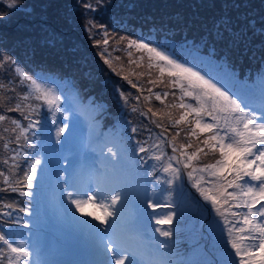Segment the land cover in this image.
<instances>
[{"label":"rangeland","instance_id":"374dc122","mask_svg":"<svg viewBox=\"0 0 264 264\" xmlns=\"http://www.w3.org/2000/svg\"><path fill=\"white\" fill-rule=\"evenodd\" d=\"M0 3V12L7 13L0 18V29L3 32L8 31L0 34V84L6 86L0 89V115L6 117L0 122V137H2L0 139V172L8 176L10 182L5 183L4 177L0 176V234L10 240L12 232L18 243L17 246H22L29 252L32 249V257H21V263L18 261V264H28L30 260L33 264H52L50 254L43 250L41 237L44 234L48 235L47 240L62 239L67 237V234H70L72 238L82 236L85 241L80 240V243L93 244L90 250L83 249L82 244H73L71 248L55 247L54 251L59 250L58 257L84 253L86 257L81 259V264H97L91 259L92 255L98 254V237L92 226H98L103 230L107 225H101L92 216L76 211L67 194L63 197L67 203L65 209L62 197L53 192L52 183L56 177L60 178L58 187L69 186L68 191L86 192L89 189L95 191L97 185L105 189L118 188L123 191L126 199L117 204L120 216L117 219L116 229V235L119 236L122 244L138 247L151 258L169 260L174 264H194L199 261L202 264H221V260L225 259V251L232 253L230 245H227L224 239L228 236L226 229L233 227V224H237V227L242 226L237 223L242 219V215L233 216L232 213L244 214L247 211L240 210L248 209L235 207L236 202L232 200H229L228 204H223V199L226 197H220L221 204L218 207H221L224 216L218 215L214 208L210 209L214 214L211 215L207 206L210 201L204 200L197 188L193 187L192 181L188 182L184 178L180 179L183 184L180 190L176 188L175 182L167 184V188L163 190L160 185V188L155 186L157 183L154 186L146 184L143 188L141 179L150 177L143 175L144 166L153 168L155 165L154 169H158L159 164L163 166L168 161V155L165 157L163 153L165 150L160 148L164 141L160 135L162 132L171 142L175 137L173 142L183 143L185 140L194 148L203 149L202 152H198L199 158L192 161V167L187 169L188 172L192 171V168L204 167L213 159V156L220 159V154L202 143L213 133H200L197 129V134L193 136L190 134L193 123L191 128L187 129L170 128V122L174 123L177 115L182 114L183 111L179 107H171V105L180 104L178 100L180 93L170 83L172 77H169L167 73L161 76L159 68L155 66L156 62L149 61L142 50L138 49L140 52H135L131 49L129 41L142 40L147 34L152 37H161V39L165 36L173 37L178 43L180 41L176 40L177 38L183 39L186 42L190 41V45L195 47L194 50L211 54L213 49L216 55L230 57L232 60L238 59L241 65L247 63L245 65L248 68L254 69L259 62L258 59L264 61V0H17V6L12 9L7 7L6 0H0ZM36 4L43 8L33 7ZM85 4L91 7L86 8ZM28 21L36 23H28ZM72 26H75L77 31ZM148 30L149 33H141ZM105 31L107 45L103 43L106 38ZM97 41L100 43L97 44ZM175 49L176 51H172L173 56V53L183 54V51H177L180 49V44H176ZM6 57L8 60H5ZM104 59H108L112 66L105 64ZM15 63L23 64L21 70L25 74L37 64L50 66L58 72H69L73 81L83 90L91 93L92 96L104 97L103 108L106 110L102 109L100 100L92 105L82 102L80 106L75 95L65 97L63 100L62 95L68 91L66 87L60 85L57 79L42 77L33 72L31 76L34 79L46 88L53 89L60 97L59 108L53 109L55 115L61 118L60 125L66 134L57 136L58 130L54 128L50 130V139H48L44 137L48 135V131L41 128L39 132L44 135H36L34 144L33 141H26L31 138L30 131H27L29 120L39 117L43 120L48 119V107L42 101L35 100L34 95L33 98L23 99L29 91L28 82L19 92V85L12 84L14 80L20 83L16 69L13 68ZM148 80L154 81V86L160 87L161 82L165 84L163 82L165 80H168V84L165 89L158 88L154 93L149 91L151 87L148 86ZM132 83L138 87H132ZM121 93L127 98L126 100L121 97ZM164 93L168 95L165 96ZM157 94L161 96L163 103L156 99ZM18 103L21 106L20 111H8L9 107H15ZM193 106H196V103ZM133 109L136 110L133 111ZM149 109L152 111L150 112ZM245 109L254 112L257 117L264 113L255 108L245 107ZM98 111L99 117L96 115ZM153 112L157 115L153 116ZM13 120L18 121L21 127L17 129L12 124ZM109 120L114 121L116 128H103ZM203 120L205 123L213 122L208 116H204ZM157 124L163 127H157ZM46 126L55 127L57 123L53 119ZM133 128L136 132L132 131ZM21 129L26 131L21 132ZM177 132H179L178 136ZM79 133L80 136H78ZM18 134L20 138L16 140ZM120 135H122L120 142L125 145L123 155L120 154L121 146L117 145L119 143L117 137ZM147 138L155 145H159L151 150L153 154L163 153L161 161L153 160L154 165L145 162L148 158L147 153H140L139 150L136 152L134 149L136 142L146 146ZM129 142H132V145L126 146ZM5 143L8 144L7 149L4 147ZM56 144L57 150L54 151L53 146ZM27 145H32L39 151L28 152ZM74 145L80 148V154L84 153L80 160L75 158L74 150L77 148L72 150ZM47 146H49L48 150L45 149ZM259 147L261 146L257 145V148ZM108 148L116 152L115 160L107 152ZM11 157H15V160ZM36 159L41 161L36 166L35 178L32 181L37 185V191L32 190L33 186L27 187L24 182L25 173L30 170L32 161ZM5 160L8 161L7 164L4 163ZM45 160L46 165H43ZM66 161H69L67 168H75L83 164L82 174H68L65 179H62L67 168L60 167L59 175L56 176L53 165L66 164ZM41 164L45 167L44 170L40 169ZM93 168L94 171H92ZM161 173L165 174L164 171ZM199 174L198 170L193 172L192 180L196 176L200 177ZM232 178L231 175L228 177V179ZM67 179L72 184H69ZM210 180L209 174L200 180L205 190L209 188V184L211 187L214 184L223 183L215 178ZM16 181L20 183L17 184ZM12 187H15L16 191H12ZM186 191H190L195 197L193 200L189 199L191 203L185 199ZM227 191L238 190L227 188ZM21 193H31L30 196L41 198V200L36 202L34 199H27V195ZM209 194L218 195V192L213 188ZM51 195L57 197L51 199ZM171 197H174L175 201L172 202L177 208L174 211L164 209L163 199L171 200ZM239 199L243 200L247 197ZM149 201L164 205L148 211ZM261 203L264 204V200ZM35 206L39 209L40 220L38 221H30L27 217L14 219V213L11 215V211L18 208L30 214V210ZM253 211H257L256 208ZM84 212L102 215L100 209L91 205L85 206ZM143 213L150 216V225L147 228L140 227L142 228L140 231L137 224L144 219ZM168 213L174 214L171 224L157 225L155 223L156 219L165 218ZM225 217L228 221L227 225ZM255 219L264 218L256 216ZM8 222L21 227L9 226ZM35 225L40 226L43 232ZM158 227L164 230L171 228L172 237L160 236L155 231ZM121 228L126 232H120ZM86 229L90 231H82ZM132 230L140 231L139 240L130 238ZM23 231L29 232L28 235H24L25 241L21 235ZM130 231L131 233H127ZM30 235L33 237L30 238ZM222 239L225 243L221 248L224 249L220 251L218 247L222 244ZM30 241L33 242L32 248H29ZM156 241H165L168 247L160 249ZM0 248H3L0 264H4L3 259L14 254H10L7 246L2 242H0ZM105 254L111 255V253ZM236 259L238 264L239 258ZM6 262L8 264L7 259Z\"/></svg>","mask_w":264,"mask_h":264},{"label":"snow or ice","instance_id":"6c2138e0","mask_svg":"<svg viewBox=\"0 0 264 264\" xmlns=\"http://www.w3.org/2000/svg\"><path fill=\"white\" fill-rule=\"evenodd\" d=\"M7 7L12 9L17 6V0H6ZM86 8H90L91 5L85 4ZM7 13L0 12V18H3ZM95 27V25H92ZM105 39L103 43L108 44L107 32L105 31ZM100 42L97 41V44ZM130 45H135L137 49L143 50L149 54V61H155V66L159 68L161 76L165 73L169 77H175L172 81L175 86L180 88L182 96L180 97L181 103L177 105H171V107H179L186 109L182 113L179 119L174 121L175 125H180L182 122H188V117L193 116V128L191 135L197 134L196 130L199 129L200 133L209 132L213 133L202 141L205 146H210L212 151H218L220 159H217L214 164H208L205 167L196 169L192 168V171L187 173L189 179H193V172L199 171L201 173L208 172L211 177H216L223 183H217L213 185V188L218 192V195H210L209 191H206L200 183V180H196L193 183V187L197 188L201 197L206 201H210L213 208L218 215L224 216V212L218 205L221 204L220 197H226L223 199V204H228L229 200L235 201V207H245L248 209L247 213H232L233 216H241L242 219L238 221L242 226L228 227V239L227 245H230L232 253L225 251V259L221 261V264H264V219L257 220L256 216L264 218V204L261 203L264 200V113L259 117L254 112L246 111L242 106L243 101L234 99L228 91L218 87L211 79L206 78L199 71H196L193 67H188L184 63L179 62L173 55L162 50L157 46H153L149 42L129 41ZM103 58V56H102ZM5 60H8L6 57ZM104 63L111 67V63L108 59H104ZM152 65H150L151 67ZM17 72L23 78V80L29 81V91L23 99H28L34 95V99L42 101L44 105L51 111L53 108H59L60 97L51 88H46L37 79L32 76L26 75L21 69L17 68ZM127 79V77H123ZM131 83V81H129ZM185 84L187 85L185 87ZM6 86L0 84V89H4ZM132 87H138L135 83H132ZM149 91H151L149 89ZM165 96L168 93H164ZM123 99L124 94L121 93ZM184 97H190L196 101V106L192 104H186L183 102ZM157 100H161L159 94L156 95ZM163 103V101L161 100ZM167 107V105H166ZM20 104H16L15 107H9L8 111H20ZM136 109H133L135 111ZM151 112L152 110L149 109ZM153 116L157 113L153 112ZM204 116H208L213 121L212 123L203 122ZM27 118V117H26ZM6 117L0 115V122L4 121ZM223 121V123H221ZM155 122V121H154ZM35 122L29 123L28 127L32 128ZM12 124L16 128H20L18 121L13 120ZM157 127H163L161 124H157ZM166 131V129H164ZM8 131V129H5ZM26 131L21 129V132ZM136 132V129H132ZM223 131V135H221ZM64 132V128H60L57 131V136ZM163 132L161 133V135ZM179 135V132L176 133ZM2 139V137H0ZM19 139V137H17ZM175 137L173 138V141ZM257 145L261 147L257 148ZM4 147L7 149L8 144L5 143ZM151 147H159V145H152ZM180 147H191V144L181 145ZM179 149L173 143V152H177ZM149 148H145L143 145L139 147V152L148 153ZM203 149L197 148L196 151L191 154L182 152L180 157L170 156L168 157V163L163 165V171L170 173L173 178H178L180 170L172 166L171 161L176 160L177 163L183 162V158L186 156V162H183L185 169L192 167V161L197 160L198 152H202ZM107 152L111 155L112 159H116V152L112 148H108ZM206 154V153H205ZM163 153L160 155L151 154L148 159L155 161L162 160ZM15 160V157H11ZM257 161L259 163L257 164ZM8 163L7 160L4 161ZM41 161L39 159L33 160L30 170L25 173V183L27 187L31 188L32 181L35 178L36 166ZM155 167V165L153 166ZM233 176L232 179H228L229 176ZM0 176L4 177L5 183L9 182V177L4 176L0 172ZM248 178L247 180L245 178ZM243 181V183H240ZM168 184H172L173 180L165 181ZM251 182H256L255 184ZM17 184L20 181H16ZM227 188H233L238 191L228 192ZM12 191H16L15 187L11 188ZM67 191V190H66ZM22 195H31V193H21ZM67 196L72 205L75 206L76 211L81 212L84 215L92 216L93 219L98 220L101 225H107L106 228L101 230L98 226L93 225L95 233L98 237V255L100 259L97 264H174V262L164 259H154L147 256L140 248L128 246L121 243L118 235H116L117 219L120 216V209L117 208V204L126 199L125 194L118 188H102L97 185L95 191L89 189L86 192L79 190L67 191ZM240 197H247V199H239ZM87 205H91L101 210L102 215H94L92 212H84V208ZM256 205H260L257 211H253ZM149 208L160 207L158 204L148 202ZM231 207V205H230ZM24 211V209H20ZM173 213H168L165 218L156 219L157 225L171 224L173 219ZM228 221L225 217V224ZM110 230L112 232L110 233ZM124 229L121 228V231ZM156 232L160 236L165 238H171L173 235L172 229L168 228H156ZM131 239L139 240L140 236L133 233L130 236ZM0 242L7 246V250L10 255L6 257L8 264H18L21 257L27 258L30 256V252L25 250L22 246H17L10 242L5 235L0 234ZM160 249H165L168 244L165 241H156ZM105 253H111L107 256ZM0 256H3V248H0Z\"/></svg>","mask_w":264,"mask_h":264},{"label":"trees","instance_id":"16d2710c","mask_svg":"<svg viewBox=\"0 0 264 264\" xmlns=\"http://www.w3.org/2000/svg\"><path fill=\"white\" fill-rule=\"evenodd\" d=\"M33 7H37V9L43 8L42 6L37 5V4L34 5ZM38 13L39 12H37V14ZM38 16H40V15H38ZM54 16H56V18H60L57 15H54ZM28 23H36V22L28 21ZM28 23H22V24H28ZM148 27L151 29L150 25H148ZM0 28H1V26H0ZM72 28H74L77 31V28L75 26H72ZM2 30H4V29H2ZM6 32H8V31L4 30V32H3L0 29V34H5ZM146 32L149 33V30L143 31L141 33L146 34ZM149 35L150 34L144 35L143 36L144 38H142V40L144 42L151 43L153 46H157V47L161 48L162 50L168 52L171 55H172V51H176V49H175L176 44H180V49L177 51H183V54L173 53L174 54L173 57L176 58L179 62L184 63L186 66L193 67L195 70L199 71L206 78L211 79L214 83L217 84L218 87H222L223 90L228 91L229 94L232 97H234L235 99H238L239 101H243L244 104H247L249 106H251L253 103L264 102V61H262V59L261 60L258 59L259 62L257 63V65L254 69L248 68V66L245 65L247 63H245L244 65H241L238 59L232 60V58H230V57H226V56L222 57V56L216 55L214 53L213 49H211V54L204 53L200 50H194L195 47H192L190 45L191 44L190 41L186 42V41H183V39L177 38L176 40L180 41L178 43L177 41H174L173 37L165 36L161 39V37H152ZM130 48L134 49L135 52H140L133 45H130ZM30 52L34 53L33 51H30ZM143 52L146 53L145 55L147 57L149 56V54L147 52H145V51H143ZM25 53H26V55H29L27 52H25ZM242 53L244 54V52H242ZM249 53H251V52H249ZM263 55H264V53H263ZM21 65H23V64H16L15 63V66L13 68L23 69ZM32 69L34 71H31ZM31 70H27L28 73L26 72V75L31 76V74L33 72H36L39 74V76L52 77L54 79H57L59 81L60 85L66 87L68 91H67V93L62 95L63 100L65 99V97L74 96V95L76 97L80 98L81 102L88 103L89 105H92L95 101L100 100L102 103V109L106 110L105 108H103V106L105 104L104 97L103 96H99V97L92 96L91 93L83 90V88L79 84H77L73 81V78L69 72H67V73L58 72L50 66L41 65V64H37V66L32 67ZM16 72H17V70H16ZM17 77H18V80L20 81V83H18V81L14 80L12 82V84L17 83L19 85L18 92L21 90V88L24 87V85L26 86V82H28L27 88L29 89V87H30L29 81L23 80V78L20 76V74L18 72H17ZM175 79H176L175 77H172L170 80V83L173 84L172 81ZM148 81H149L148 86L151 87V91L154 93H155L156 89H158V88L165 89L167 84H168V80H165V81H163V82H165V84H162V82H161V85L159 87V86H154V81H151V80H148ZM186 86L187 85L185 84V87ZM173 88L176 89L180 93L179 95L181 97L182 92L180 91V88L178 86H175L174 84H173ZM180 97L178 100L181 103ZM183 102L186 104H192V105H194L196 103V101L194 99H191L190 97H184ZM185 111H186V109H183L182 113H184ZM96 115H97V117H99L100 112L98 111V113ZM180 115H177V118L175 120L179 119ZM193 116H194V114H193ZM193 116L188 117V122H186V123L182 122L180 125H175L174 123L170 122V128H176V129L181 128V127L184 129L191 128ZM48 117L49 118L46 120H43L42 117H39L37 119L33 118V119L29 120V123H32V122H35V123L33 124L32 128L28 127V125H29V123H28L27 131H30L29 133L31 135V138L26 139V141H28V142L33 141V144H34V142L37 139L36 135H38V136L44 135V134H41L39 132L41 128H44L48 131V135L47 136L44 135V137L50 139V130L53 129V127H48L46 125L49 124V122L52 121L53 119L58 124L61 121V118H59L57 115H55L54 109H52L51 111L48 109ZM203 122H205V121L203 120ZM104 127H107L108 129H113V128H116V125H115L113 120H109L108 122H106L104 124L103 128ZM64 133L66 134V132H63L61 134H64ZM158 134H160V133H158ZM161 136H162L161 138L164 139V141L160 145V148L161 149L163 148L165 150V151H163L165 157L167 155H168V157H170V156L180 157L182 152H186L187 154H191L192 152L197 150L196 148H194V146L192 144H191V147H180L181 145H188L189 144L185 140L183 143H177V142H173V141L171 142L170 139L166 138L163 134ZM17 137L20 138V134H18ZM117 139L119 140V143L117 145L121 146L120 154L123 155L125 145L122 142H120V140L122 139V135L118 136ZM16 140H17V138H16ZM16 140H14V141H16ZM22 143H24V142H22ZM173 143L179 149L175 153L173 152V148H172ZM130 145H132V142H129L126 144V146H130ZM141 145H142V143H139V142L135 143L134 149L136 152L139 150V147ZM152 145H155L154 142H152L151 140H149V138H147L146 146H144V147L149 148L151 151L154 148V147H151ZM56 148L54 149V151L57 150ZM27 150H28V152L29 151L33 152L36 149H34L32 147V145L31 146L27 145ZM150 151L147 153V157L149 155L153 154V152L152 151L150 152ZM18 157H20V156H18ZM198 157H199V154H198ZM217 159H219V158H216V156H213V159L211 161H209V163H206V165L213 164ZM145 162L147 164H151V165L155 164V162H153L152 159H148V158H147V160H145ZM183 162H186V156L183 158ZM183 162L177 163L176 160L171 161L172 166L174 168H178L180 170V174H179L178 178H175V179L173 178V176L170 173H165L164 175H162L161 172L163 171V166L160 164L158 166V169H154V167L149 168L148 166H146V167L144 166V169L143 168L142 169H143V171L145 170L146 172L144 171L143 175L144 176L148 175L150 177L149 178L144 177L141 179V183L143 185V188L146 184H148V185L151 184L152 186H154L157 183L158 185L156 184L155 186L158 188L160 185V187L163 190L164 188H167V184H168L165 181H167L168 179L169 180L172 179L173 182H175V184H176V188L178 190H180V187L183 185L180 182V179L184 178L186 181H188V182L192 181V183H194L196 180H201L205 176L206 177L208 176L209 173L206 171L204 173L200 172V174H199L200 177L196 176V178H194V180L189 179V177L187 175L188 170L184 168ZM167 163H168V161H167ZM51 164L52 163L50 162V166H52ZM129 164H132V163L129 162ZM43 165H46V160H45V163H43ZM43 165L41 164L40 169L43 168V170H44L45 167ZM212 178L217 179L216 177H211V180H212ZM208 179H210V178H208ZM217 181H219V180L217 179ZM32 185H33L32 190L37 191L38 190V188L36 187L37 185L34 182L32 183ZM143 188H142V190H143ZM182 190H185V189H182ZM212 190H213V186L210 187V184H209V188L206 189V191H209V193H210V192H212ZM210 195H212V194H210ZM27 199H35V197L34 196L29 197V195H27ZM185 199L191 203L192 202L191 200L195 199V197L192 193H190V191L189 192L186 191V198ZM189 199H191V200H189ZM172 201H175L174 197H171V200L170 199L169 200L163 199V203L165 204L164 209H169V210H173V211L176 210L177 209L176 205ZM164 204H160V206L163 207ZM207 206H208V212L211 215H214L213 213H211V210H210V209H213L211 202H209L207 204ZM20 209L21 208L15 209L14 211H11V215L14 213V219H22L23 217L24 218H26V217L32 218L34 216L31 214H28L27 212L20 211ZM150 210H152V209L150 208L148 211H150ZM142 216L144 217V219L140 220V224L142 225V227H148L150 225L149 224L150 216H146L145 213H143ZM192 221H195V220H192ZM7 224L9 226L14 225L16 227H21L19 225L12 224L11 222H8ZM22 233L25 235V232H22ZM226 233H227V231H226ZM12 235H13V233L11 232L10 236H12ZM32 237H33V235H30V238H32ZM224 243H225V240L222 239V244L218 247V250L222 251L224 249V248L221 249L222 246L224 245ZM206 248H208V247H206ZM3 260H4V264H6L7 263L6 258H4ZM74 261H75V258H72V259H69L67 262L71 263ZM194 264H202V263H201V261H199V262H196Z\"/></svg>","mask_w":264,"mask_h":264}]
</instances>
